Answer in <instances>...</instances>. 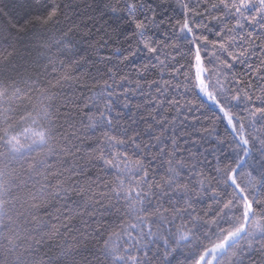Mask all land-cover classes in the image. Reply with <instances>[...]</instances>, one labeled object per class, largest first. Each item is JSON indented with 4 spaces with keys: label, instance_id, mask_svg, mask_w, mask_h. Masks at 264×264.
Returning <instances> with one entry per match:
<instances>
[{
    "label": "snow or ice",
    "instance_id": "snow-or-ice-1",
    "mask_svg": "<svg viewBox=\"0 0 264 264\" xmlns=\"http://www.w3.org/2000/svg\"><path fill=\"white\" fill-rule=\"evenodd\" d=\"M86 8L0 0V264H264V0Z\"/></svg>",
    "mask_w": 264,
    "mask_h": 264
},
{
    "label": "trees",
    "instance_id": "trees-1",
    "mask_svg": "<svg viewBox=\"0 0 264 264\" xmlns=\"http://www.w3.org/2000/svg\"><path fill=\"white\" fill-rule=\"evenodd\" d=\"M5 2L10 3L11 0H5ZM92 2H93V0H72V3H73L74 5H79V9H78V10H79V12H80L81 17L84 18V19H86V16H84V13H85V12H91V9L86 8V5H90V4H92ZM171 2L174 4V0H171ZM22 11H23V8H22V5H21L20 3H18L17 5H15V6H13V7L10 8V12H12V13H14V14L17 13V12H22ZM74 18H75V17H74ZM105 19H108V17L106 16ZM77 22H79V20H77ZM108 22H109L110 24H112L113 27H115V22H114V20L109 19ZM77 39H78V38H77ZM121 39H122V37H121ZM80 47H81V49H83V48L86 47V45L80 44ZM90 54H91V51H89V52H87V53H85V52H81V55H90ZM137 62H139V61H137ZM88 70L91 71V73H92L93 76H96V75H97L95 69H94V68H91V66H89ZM82 71H83V70H82ZM78 74H79V73H78ZM97 79H99V77H97ZM86 83H88L89 85H91L93 82H92L91 79H87V78H86ZM81 91H82L86 96H89V95L92 94V93H90V92L88 91V89H81ZM78 94H79V93H78ZM141 100H142L141 97H134V98H133V103L140 102ZM209 107H212V106L209 104ZM219 130H220L221 133H224V130H225V123L221 122V123L219 124Z\"/></svg>",
    "mask_w": 264,
    "mask_h": 264
}]
</instances>
